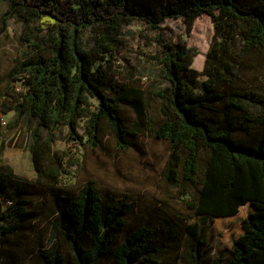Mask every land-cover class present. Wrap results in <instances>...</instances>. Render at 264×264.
Returning <instances> with one entry per match:
<instances>
[{
	"label": "trees",
	"instance_id": "trees-1",
	"mask_svg": "<svg viewBox=\"0 0 264 264\" xmlns=\"http://www.w3.org/2000/svg\"><path fill=\"white\" fill-rule=\"evenodd\" d=\"M2 1V31L12 20L20 26L8 85L20 80L21 88L1 112L14 111L15 124L36 120L28 149L37 176L0 168V264H19L42 219L49 236L28 264H204L208 242L198 222L188 223L192 216L229 230L225 255L214 264H264V79L257 75L264 73V0ZM204 14L214 35L199 70L193 49L168 42L161 24L182 18L191 30ZM135 22L155 31L153 59L167 82L154 92L161 100L155 116L145 92L118 80L114 69ZM200 75L207 76L203 92ZM82 119L93 147H103L105 127L123 151L139 135L168 141L163 176L191 214L162 210L158 222L129 230L133 202L94 181L78 192L61 188L66 153L54 149L55 131L67 125L81 141Z\"/></svg>",
	"mask_w": 264,
	"mask_h": 264
},
{
	"label": "rangeland",
	"instance_id": "rangeland-1",
	"mask_svg": "<svg viewBox=\"0 0 264 264\" xmlns=\"http://www.w3.org/2000/svg\"><path fill=\"white\" fill-rule=\"evenodd\" d=\"M5 5L0 0V11ZM1 28V23H0ZM126 47L123 49L114 69L119 74L118 80H130L146 94L149 116L160 113L161 100L154 92L167 85L160 74V68L153 59L158 50L156 33L142 23L135 22L126 28ZM162 37L172 44L185 43L193 49V67L201 70L214 35L213 19L204 14L195 20L188 30L182 18H169L161 24ZM20 26L12 21L7 23L6 31L0 33V118L3 131L0 136V168L9 167L15 174L29 180L36 179L31 152L28 146L32 142V130L36 120L22 117L14 123L15 112L2 113L3 103L10 100V94L20 92L21 81L8 85V75L17 64L21 47L19 45ZM256 74V73H255ZM258 79H264V73H257ZM21 77V76H20ZM206 75L198 79V91L203 92ZM93 109L98 101L90 98ZM125 114L135 121V112L128 108ZM81 141L70 137L69 127L60 125L53 144L55 150L66 153L64 171L59 186L66 192H78L88 181H94L103 193H112L135 204L128 219L129 230L147 221L158 222L162 210L173 211L179 216L189 215L185 202L177 197V190L166 183L163 168L170 153V143L151 136L139 135L133 139L134 146L127 151L117 148L116 140L109 127L103 132V147H93L86 131V119H82L77 129ZM45 137L47 130L42 129ZM76 138V136L74 135ZM242 136L239 135L238 138ZM79 142V143H78ZM198 222L208 242L204 264H214L217 258L225 255L229 230L220 231L214 223L203 216H192L188 223ZM50 227L48 220L42 219L36 225L33 238L28 245L29 256L24 252L19 257V264H28V258L36 252L40 238L46 243ZM124 238V234L120 236Z\"/></svg>",
	"mask_w": 264,
	"mask_h": 264
},
{
	"label": "crops",
	"instance_id": "crops-1",
	"mask_svg": "<svg viewBox=\"0 0 264 264\" xmlns=\"http://www.w3.org/2000/svg\"><path fill=\"white\" fill-rule=\"evenodd\" d=\"M6 31V30H5ZM5 31H2V29L0 28V33H4Z\"/></svg>",
	"mask_w": 264,
	"mask_h": 264
}]
</instances>
